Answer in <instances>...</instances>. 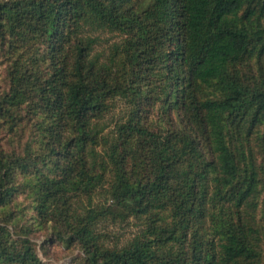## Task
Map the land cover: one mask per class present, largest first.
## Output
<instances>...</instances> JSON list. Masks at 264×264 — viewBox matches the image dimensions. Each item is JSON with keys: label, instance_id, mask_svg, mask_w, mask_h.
Returning <instances> with one entry per match:
<instances>
[{"label": "trees", "instance_id": "obj_1", "mask_svg": "<svg viewBox=\"0 0 264 264\" xmlns=\"http://www.w3.org/2000/svg\"><path fill=\"white\" fill-rule=\"evenodd\" d=\"M45 243L264 264V0H0V264Z\"/></svg>", "mask_w": 264, "mask_h": 264}, {"label": "rangeland", "instance_id": "obj_2", "mask_svg": "<svg viewBox=\"0 0 264 264\" xmlns=\"http://www.w3.org/2000/svg\"><path fill=\"white\" fill-rule=\"evenodd\" d=\"M115 38L111 34H103V43L99 46V49L105 48L107 45V41H113ZM122 109H118L116 114H112L108 116V121L113 123L115 118L118 115H121ZM112 231L120 237L123 241L127 237H129L136 229V226L131 224H123V225H111ZM42 232H38L35 236V240L40 246L43 245V241L45 239V235L41 234ZM45 248H39V255L42 260L48 262L50 264H73V260L80 255V250L78 248H67L62 243H50L49 245L45 243Z\"/></svg>", "mask_w": 264, "mask_h": 264}]
</instances>
